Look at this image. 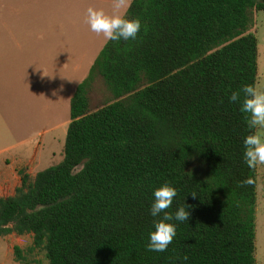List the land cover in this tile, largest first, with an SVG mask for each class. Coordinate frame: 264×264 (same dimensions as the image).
Masks as SVG:
<instances>
[{"label": "trees", "instance_id": "trees-1", "mask_svg": "<svg viewBox=\"0 0 264 264\" xmlns=\"http://www.w3.org/2000/svg\"><path fill=\"white\" fill-rule=\"evenodd\" d=\"M260 12L264 0H132L144 27L103 46L76 87L62 162L18 170L0 198V238H32L15 263L255 264L258 166L242 141L256 130L228 96L257 84ZM165 182L178 191L168 211L185 204L190 217L150 252Z\"/></svg>", "mask_w": 264, "mask_h": 264}, {"label": "rangeland", "instance_id": "rangeland-1", "mask_svg": "<svg viewBox=\"0 0 264 264\" xmlns=\"http://www.w3.org/2000/svg\"><path fill=\"white\" fill-rule=\"evenodd\" d=\"M88 7L123 12L127 0L119 9L115 0H0V175L12 177L4 186L0 178V198L19 186L18 170L34 176L63 160L70 99L103 46L85 23ZM255 30L256 85L264 88V12ZM257 166L255 264H264V165ZM31 243L0 238V264H17L14 247Z\"/></svg>", "mask_w": 264, "mask_h": 264}, {"label": "clouds", "instance_id": "clouds-1", "mask_svg": "<svg viewBox=\"0 0 264 264\" xmlns=\"http://www.w3.org/2000/svg\"><path fill=\"white\" fill-rule=\"evenodd\" d=\"M123 2L124 0H115L116 8L119 9ZM131 3L132 0H127V7H130ZM85 23L91 32L103 38L104 46L109 42L136 40L144 27L139 18H128L126 9L109 14L103 8L88 7ZM228 102L238 105L240 112L244 114L247 127L256 130L246 135L242 141L244 163L249 168L264 165V88L246 84L239 90L232 91ZM242 183L250 184L251 181L245 180ZM177 194V189L168 182L156 187L152 192L153 199L148 211L154 220L146 243V249L150 252L166 251L176 237L178 223H187L190 217L185 204L175 212L168 211ZM191 195L195 197L196 193ZM187 259V256L183 257L184 261Z\"/></svg>", "mask_w": 264, "mask_h": 264}, {"label": "crops", "instance_id": "crops-1", "mask_svg": "<svg viewBox=\"0 0 264 264\" xmlns=\"http://www.w3.org/2000/svg\"><path fill=\"white\" fill-rule=\"evenodd\" d=\"M103 46H104V45H103ZM103 46H102V47H103ZM101 49H102V48H101ZM101 49H100V50H101ZM99 52H100V51H99ZM99 52H98V54H99ZM98 54H97V55H98ZM96 57H97V56H96ZM96 57H95V58H96ZM94 60H95V59H94ZM93 62H94V61H93ZM92 64H93V63H92ZM92 64H91V66H92ZM91 66H90V67H91ZM89 69H90V68H89ZM88 71H89V70H88ZM87 74H88V73H87ZM86 76H87V75H86ZM81 82H82V81H81ZM81 82H80V83H81ZM80 83H79V84H80ZM77 86H78V85H77ZM77 86H76V87H77ZM75 89H76V88H75ZM74 91H75V90H74ZM9 172H10V170H9V171H6V172H2V174L0 175V178H1V185L4 186V185L8 184V180H7V179L12 178V177H11V174H10ZM18 178H19V177H18ZM19 183H20V180H19Z\"/></svg>", "mask_w": 264, "mask_h": 264}]
</instances>
